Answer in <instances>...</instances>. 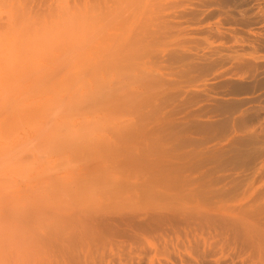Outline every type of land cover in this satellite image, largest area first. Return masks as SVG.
Instances as JSON below:
<instances>
[{"label": "bare ground", "instance_id": "6f19581e", "mask_svg": "<svg viewBox=\"0 0 264 264\" xmlns=\"http://www.w3.org/2000/svg\"><path fill=\"white\" fill-rule=\"evenodd\" d=\"M65 7L69 13L68 16L64 11L62 13L64 23L68 25L65 32L75 35L80 47L76 57L79 56V64L73 71H63L68 82H62V87L65 85L67 89L70 82L79 84L85 101L81 103L80 94L75 95L82 106L78 105V99L68 100L72 106L76 102L82 107V112H75L77 106L74 110L70 107V111L66 106L68 101L62 99L66 104L63 103L66 106L63 110L69 111L68 118L72 113H83L96 121L103 120V123L113 125L112 131L96 143L99 151L97 155L91 154L96 156L92 164L79 168L67 166V170L60 172L57 169L61 168L53 164L56 170L53 166H49L50 170L46 167L41 177L50 172L53 176L35 177L26 183L23 193L0 199V264H264V93L256 99L224 100L218 94L215 96L220 98L208 95L210 89L208 94L205 92L211 82L221 78L240 82L239 79L247 77L255 84L264 85V0H72L66 2ZM27 31L22 34L26 36ZM4 50L1 52L5 53ZM20 50L25 55V51ZM14 53L11 59H14ZM24 59L28 60L27 56ZM56 59L53 61L57 62ZM63 59L66 57L61 61ZM7 61L1 64L5 67ZM19 62L23 65V61ZM50 62L47 64L51 65ZM17 63L18 69L14 67L16 72L13 70L25 79L29 72L26 70V76L20 74L21 66ZM48 69L44 70L45 78ZM37 77V82L42 81ZM19 79L17 85L22 81ZM45 81L47 78L44 87ZM231 85L235 89V83ZM257 88L260 91L261 86ZM29 93L28 100L30 95L33 96ZM194 97L210 103L214 114L219 113L223 119L220 123L207 124L210 119L207 125L200 126L201 121L198 126L195 122L197 128L207 129L199 133V128L193 125L195 135L207 132L209 135L205 136V141L201 137L204 142L200 146L195 145L196 142L195 147L188 150L195 138L187 139L193 129L190 127L193 119L189 122L193 113L186 103L188 98ZM61 101L57 100L56 105L51 100L48 104V100L46 105L43 104L46 107L41 105L42 111H47L49 105V110L52 107V112L55 111L53 107L60 108ZM37 109L29 110L36 114ZM61 110H56L55 116L65 122L67 113L66 116L62 113L66 117L64 121V117L58 116ZM40 114L36 116H44ZM73 115L71 119H74ZM45 119L43 122L48 120ZM92 120L88 122L90 127ZM83 121L82 124L86 123ZM103 123L99 125L100 129ZM27 124L26 128L32 123ZM52 126L53 131L56 127L62 129ZM32 127L28 130L32 131L35 126ZM40 127L44 128L42 124ZM86 128H82L80 134L88 131ZM215 128L222 131L217 133V130L214 134ZM76 131L78 136L79 128ZM100 131L101 136L102 129ZM93 132L99 134V130ZM87 134L84 136L83 133L82 138V135L78 136L80 142L90 136L86 137ZM37 137L44 138V134ZM54 137L56 139L57 135ZM33 139L28 140L30 144L24 143L36 153L40 150V142H37L41 138ZM42 140L45 143V139ZM32 141L39 149L35 146L32 151ZM16 146L18 149V144ZM73 159L76 164L80 158ZM25 161L26 164H19L21 168L25 169L24 165L30 163L28 168L33 163L26 157ZM13 164L15 167L18 163ZM39 169L38 166L37 173Z\"/></svg>", "mask_w": 264, "mask_h": 264}, {"label": "rangeland", "instance_id": "374dc122", "mask_svg": "<svg viewBox=\"0 0 264 264\" xmlns=\"http://www.w3.org/2000/svg\"><path fill=\"white\" fill-rule=\"evenodd\" d=\"M1 1V0H0ZM18 1V3H16ZM22 1V2H21ZM29 1H30V4L28 5V3H29ZM38 1L39 0H32V3H31V0H15V1H13V0H6V2H5V0H3V1H1L0 3V24H2V27H1V25H0V40H4L5 42H6V44H5V42L3 41V43H0V47L2 48V49H0V58L1 59H3L2 58V56H4V54L6 53V55L4 56L5 58L3 59L4 61H7L6 62V64L7 65H5V67L1 64V63H3L4 61L2 60H0L1 61V63H0V191H1V193H0V199H3V198H7V197H9V196H13V195H15V194H18V193H23L24 191H25V189H26V185L29 183V182H31L32 180H34V178L35 177H37V178H47V177H49V176H53L54 174L52 173L51 174V172L49 173V171H48V173L49 174H51V175H47L46 173L44 174L45 175V177H44V175H43V177H41L42 176V172H44V170L43 169H45L46 167H47V169H49L50 170V168H49V166L51 167V166H53V169L54 170H56V167H57V165H58V167H60L61 169H57V171L58 172H60V171H64V170H67V166H69V167H73V168H79V167H83V166H88V165H90V164H92L94 161H95V158H96V156H92V155H97L98 154V151L99 150H97L98 148L96 147V143L100 140V139H103V138H105V137H107L108 136V134L112 131V124H110V123H108L109 125H107L106 124V122H104L103 123V120H95L94 118H92V117H90V115L89 116H87V115H85V114H78V113H75L77 116H79V117H76V115H73V113L70 115V117H72V115L73 116H75L74 117V119L72 118H68V115H69V111L67 112V110L65 111V109L63 110V107H66L67 106V109L69 108L70 109V111H72V109H73V107L74 108H76V106H77V104H76V102L75 103H73V106H72V99H74L75 101L78 99L77 97L78 96H76V95H79L80 97H79V99L80 100H82V104H83V102L85 101L84 99H82V97H84L83 95H82V89H81V87H80V85L79 84H74V83H72L71 84V82L69 83V84H71V85H69L68 83H67V89H65V85L62 87V82H64L66 79H65V76H64V72L65 71H67L68 69L69 70H71V71H73V70H75V69H73V68H75V67H77V63L79 62V56H78V58H76L77 57V55H79L78 53V50H79V47H80V42H79V40L77 39V37L75 36V35H72V34H68L67 35V32H65V27H68V25L66 26V24L64 23V18H63V16H65V15H67L68 16V10H67V8L65 7V4H66V2H70V1H72V0H41L40 1V3H38ZM48 1V2H47ZM51 1H52V3H51ZM57 2V3H56ZM3 3V4H2ZM15 3H16V5H15ZM43 4V5H42ZM46 4V5H45ZM55 4V5H54ZM43 7V8H42ZM63 9V10H62ZM29 11V12H28ZM63 11L65 12L64 14L65 15H62V13H63ZM42 14V15H41ZM52 14V15H51ZM50 15V16H49ZM50 17V19H49V17ZM52 17V18H51ZM41 20V22H39L40 20ZM42 21H44V22H42ZM2 22V23H1ZM42 23V26H40L39 25V23ZM34 23V24H33ZM37 23V24H36ZM34 25H36V26H34ZM39 25V26H38ZM27 26H29V29L27 28ZM60 26V27H59ZM4 27V28H3ZM6 27V28H5ZM34 27V28H33ZM36 27V28H35ZM49 27V28H48ZM25 28V29H24ZM27 28V29H26ZM41 29V31L42 32H40V30L39 29ZM55 28V29H54ZM2 29H3V32H2ZM35 29V30H34ZM54 29V30H53ZM23 30V31H22ZM25 30V31H24ZM29 31V33H28V31ZM5 31H6V33H5ZM27 31V33H26V36L24 35L25 34V32ZM36 31V32H35ZM54 31V32H53ZM2 32V33H1ZM10 32V33H9ZM22 32L24 33V34H22ZM31 32V33H30ZM52 33V34H51ZM30 34H31V36H30ZM39 34V35H38ZM41 34V35H40ZM61 34V35H60ZM6 35V36H5ZM23 35V36H22ZM63 35H65L64 37H65V39L63 38ZM62 36V37H61ZM68 36V37H67ZM31 37V38H30ZM55 37V38H54ZM59 37V39L58 40H55L56 38H58ZM3 38V39H2ZM9 38V39H8ZM43 38V39H42ZM23 40V41H22ZM25 40V41H24ZM41 40H43V41H41ZM67 40H68V42H67ZM1 41V42H2ZM35 41H38V42H35ZM22 44H21V43ZM17 43V44H16ZM19 43V44H18ZM35 43L37 44V46L35 45ZM40 43V44H39ZM67 43V44H66ZM1 44H3L4 45V47H3V45H1ZM43 44H44V46H43ZM61 44H62V46H61ZM13 45H15L14 47H13ZM17 45L19 46V47H17ZM23 45V46H22ZM39 45H41L42 47H40ZM66 45H67V47H66ZM8 47V48H6V47ZM21 46V47H20ZM25 46H26V48H25ZM39 46V47H38ZM58 46H60L61 48L63 47V49H61V51H59L60 49H58L59 47ZM17 47V48H16ZM56 47V48H55ZM69 47V48H68ZM6 48V49H5ZM11 48H14V50H12ZM37 48V49H36ZM66 48H68L67 50H66ZM77 48V49H76ZM5 49V50H4ZM9 49H11V50H9ZM20 49H22V50H24L25 51V55H24V53L20 50ZM58 49V50H57ZM3 50L5 51V53H2L3 52ZM21 51V53H23L22 55H24L25 57L27 56V59H28V57H29V59L30 58H32V60H26V59H24L26 62H28V63H26L24 60H22V58L24 57H21V59L19 58V56H21V53H20V51ZM57 50V51H56ZM62 50H64L63 52H62ZM2 51V52H1ZM9 51V52H8ZM17 51V53L15 54L14 52H16ZM28 51L30 52V53H28ZM42 51H44V52H42ZM76 51V52H75ZM8 52V53H7ZM19 52V53H18ZM73 52V53H72ZM13 53L16 55H14V59H11V58H13ZM36 53H37V55H36ZM40 53V54H39ZM66 53V54H65ZM70 53V54H69ZM18 54V55H17ZM32 55V56H31ZM40 55V56H39ZM68 55H70L69 57L71 58H67V56ZM12 56V57H11ZM17 56H18V58L19 59H17ZM35 56H39L38 57V59L35 57ZM76 59H73V57ZM57 60V62H58V60L60 61V63L58 62H55V61H53V60H55L54 58ZM63 57H66V61L63 59V61H61V59L63 58ZM16 58V59H15ZM34 58H36V61H35V59ZM41 58H42V60H41ZM60 58V59H59ZM45 59V61L47 60V62H50V64L51 65H49V64H47V62L45 63V61H43ZM73 59V60H72ZM18 61V63H17V61ZM41 60V61H40ZM11 61V62H10ZM13 61H14V66H12L13 65ZM19 61H23V65L21 64L20 65V62ZM40 61V62H39ZM42 61H43V63L44 64H42ZM74 61V62H73ZM76 62V63H75ZM18 64V66L20 65L21 66V68L19 67V69H21V70H19L20 71V74H23V76H26V72L28 71L29 73H27L28 75L25 77V79H24V77H23V79L21 78V77H19V75H18V73H15L16 72V70H15V64ZM25 63V64H24ZM33 65H32V64ZM73 65H72V64ZM5 64V63H4ZM9 64H11V65H9ZM27 64V65H26ZM28 64H29V66H28ZM39 64H40V66H41V64H42V66H45L44 68L45 69H42V66L40 67L39 66ZM79 64V63H78ZM25 65V66H24ZM37 66V68H39V69H35V67ZM46 65H48V66H46ZM52 65H56V67H54V66H52ZM64 65V66H63ZM10 66H12L10 69L11 70H9L8 69V67H10ZM24 66V67H23ZM28 66V67H27ZM74 66V67H73ZM15 67V68H14ZM51 67V68H50ZM59 67V68H58ZM1 68H3L2 70H1ZM24 68V69H23ZM51 69V70H49V69ZM55 68H57V69H55ZM15 70V72H14V70ZM16 69H18V68H16ZM29 69V70H28ZM46 69H48L47 71V73H48V75H50V73H51V75L50 76H52V77H50V76H48L47 75V81H45V83H46V87H44V80H46V78H45V72H44V70H46ZM60 69V70H59ZM22 70L23 71H25V72H23L22 73ZM27 70V71H26ZM38 70V72H36ZM52 70H53V72H55L56 73V75H54L55 73H53L52 72ZM68 70V71H69ZM5 71H6V74H8V76L5 74ZM31 71H35L36 72V74H35V72H34V74L33 73H30ZM64 71V72H63ZM50 72V73H49ZM2 73V74H1ZM41 73V74H40ZM60 73V74H59ZM63 73V74H62ZM15 74H17L18 75V77L19 78H21L22 79V81H20L21 79H19L18 77H16L15 76ZM29 74H32V75H29ZM40 74V75H39ZM44 74V77L42 78V75ZM58 74V75H57ZM12 75V77H10ZM61 75V76H60ZM13 76L15 77V78H13ZM29 76H31V77H29ZM37 76H41V78H39V77H37ZM59 76V77H58ZM28 77V78H27ZM35 77H37V78H39V80L41 79L42 81H39V82H37L36 81V78ZM48 77H49V79H48ZM56 77V78H55ZM8 80H7V79ZM52 78V79H51ZM62 78V79H61ZM15 79V80H14ZM18 79H19V81L20 82H18V85H17V81H18ZM44 79V80H43ZM53 79H55L54 81H53ZM56 79H58V80H56ZM246 79H247V77H246ZM245 79V77L244 78H242V79H239V80H241L240 82L238 81V82H230V81H228L229 79H227V78H221L220 80H215L214 82H211L210 83V87L211 88H209V86L207 87V89H206V91L205 92H207L206 94H208V91L207 90H209L210 89V91H209V93H211V94H208V95H212V97H215V98H220L218 95H220L221 96V98L220 99H224V100H226V99H231V100H241V98L242 99H246V98H258V96L261 94V93H264V92H262V91H264V85H259V84H255V83H253L252 81H250V79L248 78L247 80ZM3 80V81H2ZM17 80V81H16ZM36 81L35 83L33 82V81ZM51 81L50 83H49V81ZM63 80V81H62ZM227 80V81H226ZM252 80V79H251ZM5 81H6V83H5ZM67 82H68V80H66ZM66 81L64 82L65 84H66ZM28 82V83H27ZM4 83H5V85H4ZM23 83V84H22ZM27 83V84H26ZM61 83V84H60ZM231 83L233 84V83H235V89H236V87H240V88H242V90L241 89H239V87L237 88V90H235L234 89V85H231ZM237 83V84H236ZM243 83V84H242ZM252 83L254 84V86L252 85ZM7 84V85H6ZM32 84V86H30ZM35 84V85H34ZM219 84V85H218ZM224 84V85H223ZM229 84V85H228ZM39 85H41V86H39ZM49 87H48V86ZM59 85V86H58ZM76 85V86H75ZM243 85V86H242ZM2 86H6L5 88H3ZM7 86H9V88L7 87ZM21 88H19V87ZM28 86V87H27ZM36 86H37V88H36ZM58 86V88H56ZM69 86H72V87H70L71 88V92L68 90V88H69ZM216 86L218 87L217 89H215L216 88ZM230 86V87H229ZM260 87L261 86V89H260V91H259V88H257V87ZM19 88V91H18V88ZM31 87V88H30ZM39 87H41V88H39ZM43 87V88H42ZM73 87H77L78 89L80 88L81 90L79 91L77 88H73ZM215 87V88H214ZM221 87H222V89H223V91H222V89H221ZM8 88V89H7ZM23 88V89H22ZM28 88H29V90H28ZM47 88V89H46ZM69 88V89H70ZM214 88V89H213ZM229 90H231V91H228V89ZM245 88V89H244ZM256 88V89H255ZM31 89V90H30ZM32 89H33V91H32ZM40 89H43V93L42 92H40ZM50 89V90H49ZM58 89H60V91L58 90ZM62 89H63V91H62ZM73 89V90H72ZM247 89H248V91H247ZM28 90V91H27ZM36 90H37V92H40V93H42V94H40V93H37V94H34V93H36ZM66 90H67V92L68 93H66ZM77 92V90L79 91V92H75V91ZM217 90V91H216ZM221 90V91H220ZM7 91H10V92H7ZM27 91V93H31V91H32V93L31 94H33V96L32 95H30V93H29V100H28V97L26 98V96H27V93H25ZM52 91H53V93H52ZM65 91V92H64ZM237 91V92H236ZM251 91V92H250ZM7 92V93H6ZM18 92V93H17ZM20 92V93H19ZM34 92V93H33ZM46 92V93H45ZM242 94H241V93ZM257 92V93H256ZM2 93V94H1ZM15 93V94H14ZM64 93V94H63ZM66 93V94H65ZM220 93V94H219ZM224 93V94H223ZM8 94V95H7ZM25 94V95H24ZM47 94V95H46ZM55 94V95H54ZM61 94V95H60ZM74 94V95H73ZM76 94V95H75ZM215 94H218L217 96H215ZM223 94V95H222ZM35 95V96H34ZM228 96V97H225V96ZM247 95V96H246ZM7 96V97H6ZM24 96V97H23ZM32 96V97H31ZM40 96V97H39ZM76 96V97H75ZM224 96V97H223ZM21 97H22V99H21ZM34 97H36V98H34ZM50 99H49V98ZM24 98H26L25 100H23ZM76 98V99H75ZM197 98V97H196ZM32 99H34V100H32ZM64 100V102L65 101H68L69 99L71 100L70 101V103H69V101H68V104L66 105L64 102H62L61 100ZM79 99H78V101H77V103H78V105H81V103H79L80 101H79ZM191 99V100H190ZM188 98V102L186 103V107L189 109V110H191L192 111V113H193V116H192V118H190L189 119V122H192V123H190V127L191 128H193V127H196V126H198V122L199 121H201V123L199 122V126L201 125V124H206L210 119H211V121H209L207 124H210V122H214L215 121V123L218 121H222V119H223V117L221 118V115L219 114V113H217L216 115L214 114L215 113V111H213L214 109L213 108H211V107H209L211 104L210 103H208V102H206L205 100H203L202 101V99H195V97H194V99L193 98ZM48 100H49V103L48 104H51L50 103V100H51V102L53 103V102H55V104H56V101L58 100L59 102L61 101V103H62V105L60 106V105H58V106H60V108H62V110L63 111H65V113L58 107L57 108V106L56 107H53L54 109H55V111L53 110V112H56V113H53L52 112V107L50 108L51 110H49V107H50V105H49V107L46 109L47 111H49V112H47V111H44V112H46L45 114H44V112L42 111L44 108H42V106L41 105H46L47 104V102H48ZM74 100H73V102H74ZM189 100H190V102L192 103V104H194V105H192L190 102H189ZM195 101V102H194ZM199 101H201V102H199ZM19 102V103H18ZM23 102H25V103H23ZM34 102H35V104H34ZM38 102V103H37ZM194 102V103H193ZM198 102V103H197ZM63 103L66 105V106H64L63 105ZM189 103V104H188ZM59 104V103H58ZM74 104H75V106H74ZM191 104V105H190ZM40 105V106H39ZM43 105V107H46V106H44ZM57 105V104H56ZM69 105V106H68ZM190 105V106H189ZM196 105V106H195ZM38 106H39V108L40 109H37L38 108ZM48 106V105H47ZM52 106V105H51ZM53 106H55V105H53ZM82 106V105H81ZM206 106H208V107H206ZM33 107H34V109H37V111H38V113H36L37 114V116H38V114H44V116L43 117H45L46 119H48V120H46L45 118H43L42 116H39L40 118H38L37 116H36V114H33L34 112H32V111H30L31 109H33ZM36 107V108H35ZM70 107H72V109L70 108ZM80 109H79V108ZM30 110H29V109ZM81 108L82 107H80V106H77V108L76 109H78V111L77 110H74L75 112H82V110H81ZM206 108V109H205ZM245 108V107H244ZM25 109H27V110H29V114H28V111L26 110V113H25ZM68 109V110H69ZM199 109V110H198ZM213 109V110H212ZM56 110H58L59 112H60V110L62 111L61 113H60V115H59V113H58V116H62V117H64L63 118V120L67 117V119H65L66 121L68 120V119H71V120H69L68 122H67V124H66V121L65 122H63L61 119H60V117H59V119H58V117H56L57 116V112L58 111H56ZM211 110V111H210ZM35 111V110H34ZM22 112V113H21ZM32 112V113H31ZM50 112H52L54 115L53 116H51L52 115V113H50ZM199 114H198V113ZM204 112V113H203ZM50 113V114H49ZM65 114V116H66V113H67V116L65 117V116H63V114ZM211 113V114H210ZM40 114V115H41ZM49 114V116L51 117V119H50V117L48 118V115ZM196 116H195V115ZM205 114V115H204ZM209 114V115H208ZM33 115H35L34 117H33ZM56 115V116H55ZM220 115V116H219ZM87 116V117H86ZM215 116H217L216 118H215ZM218 116L220 117V118H218ZM54 117V118H53ZM81 117H82V119L83 120H85V119H87V120H90V121H88L89 123H91V120L94 122V124L95 125H92L93 124V122H92V124H91V127H90V125L88 124V122L85 120V121H83L82 119H81ZM196 117V118H195ZM213 117V118H212ZM238 117V115L236 116V118ZM42 118H43V121H44V119L46 120L45 122H47L46 123V125L44 124L45 122H43L42 121ZM52 118L53 119H55V122L52 120ZM92 118V119H91ZM207 118V119H206ZM32 119V120H31ZM34 119V120H33ZM191 119H193L192 121H191ZM214 119V120H213ZM220 119V120H219ZM16 120H18V122L16 121ZM52 120V121H51ZM105 120V119H104ZM26 122V124L29 122V124L30 123H32V124H30L29 125V127L28 128H26V124H25V122ZM86 122V123H84V124H87V126H88V128H86L87 126H85L84 124H82L81 122ZM96 121V122H95ZM106 121V120H105ZM108 121L109 122H111L109 119H108ZM20 122V123H19ZM52 122V123H51ZM56 123V125L58 126L59 124V126L58 127H62V129L61 130H58L57 129V127H56V130H52V128H50V126L51 125H53V126H56L54 123ZM58 122V123H57ZM70 122V123H69ZM71 122H72V124H71ZM101 122L103 123L102 124V126H100V127H102L101 129H102V134H101V136H100V128H99V125H101ZM195 122L197 123V125L195 124ZM202 122H204V123H202ZM217 122V123H218ZM219 122V123H220ZM25 125H24V124ZM35 123H36V125H37V128H40L42 131V133L44 134V138L43 137H37V136H42L43 134L42 133H40V129H37L36 128V125H35ZM40 123V124H39ZM69 123V124H68ZM80 123V124H79ZM34 124V125H33ZM41 124H42V126H44V128H42V127H40L41 126ZM66 124V125H65ZM71 124V125H70ZM109 127H111V129L110 128H108L106 125ZM196 126H195V125ZM206 124V125H207ZM254 124H256V122L255 123H253L252 125H254ZM61 125H63V126H61ZM194 125V126H193ZM27 126H28V124H27ZM32 126H35L34 127V129H32V131L31 130H28L29 128H31ZM52 126V127H53ZM65 126V128L68 130V127L70 128V131L69 132H67V130H66V132H65V128H64V130H63V127ZM68 126V127H67ZM74 126V127H73ZM81 126V127H80ZM92 126H93V128H92ZM98 127L97 129L99 130V132H98V130L96 129V127ZM193 126V127H192ZM249 126H251V123H250V125ZM90 127V128H89ZM104 127V128H103ZM214 127H217L216 125L214 126ZM214 127H212V128H214ZM252 128H253V126H251ZM250 127V128H251ZM26 128V129H25ZM33 128V127H32ZM35 128H36V130H35ZM50 128V129H49ZM78 128H79V131H78V136L79 135H82L83 133H84V136H85V134H87L86 132H88L89 130H90V132H88V134L86 135V137L88 136V135H90L91 136V134H93V136L90 138V136H88L87 138H85L84 137V141H82L83 139H81V142H80V138L77 136V131L76 130H78ZM82 128H86L88 131H82V134H80V132H81V130H83ZM95 128V129H94ZM197 128V127H196ZM196 128H193L192 130L190 129V131L191 132H189V135H187L188 137H187V139L189 140V139H191L192 137L193 138H195V139H197V141L195 140V139H193L195 142L193 143L192 141V143H193V146H191V144H189L190 146V148L189 147H187V148H189L188 150H190V149H193L195 146H194V144L197 142V144H195V145H198L199 144V146L201 145V142L203 143L205 140H204V138H205V136L208 134V132H207V134L206 133H201V136H198L197 134V136L195 135V132H196ZM199 128V127H198ZM197 128V129H198ZM212 128H210V129H208V130H210L209 131V133L212 131ZM219 128H221V127H219ZM219 128H215V129H213L214 131V134H217V133H220L221 131L220 130H218ZM26 131H25V130ZM71 129H73L74 131H76V132H74V131H72L71 132ZM110 129V130H109ZM249 129V128H248ZM22 130H24V131H22ZM36 131L35 133H34V131ZM38 130V131H37ZM47 130V131H46ZM94 130H96L99 134H96V133H94L93 131ZM189 130V129H188ZM195 130V131H194ZM199 130L200 131H198L199 133L200 132H202L203 131V129L201 130L200 128H199ZM207 130V129H206ZM206 130H204V131H206ZM219 132H218V131ZM49 131V132H48ZM203 131V132H204ZM216 131H217V133H216ZM22 132V133H21ZM48 134H47V133ZM57 132V133H56ZM213 132L211 133V134H213ZM21 133V134H20ZM31 133V134H30ZM36 133H37V135H36ZM39 133L40 134H42V135H39ZM62 134V136H59L58 134ZM90 133V134H89ZM105 135H104V134ZM192 133H194V135H191ZM197 133V132H196ZM28 134H29V136H28ZM51 134H52V136H51ZM57 135V138H59V139H54L55 137L54 136H56ZM188 134V133H187ZM36 135V136H35ZM96 135V136H95ZM200 135V134H199ZM203 135H204V137H203ZM209 135V134H208ZM16 136H18L17 138H16ZM50 137V139L48 138L47 140H49V141H47L46 140V138L47 137ZM95 136V137H94ZM27 137V138H26ZM29 137V138H28ZM54 137V138H53ZM61 137H62V139H61ZM83 137V135L81 136V138ZM201 137H202V140H204V141H202L201 140ZM22 138H23V140H22ZM34 138V139H33ZM39 138H41V140L43 139H45L44 141H45V143L44 142H41V140L39 139ZM52 138V139H51ZM89 138V139H88ZM31 139H33L34 141L36 140V141H38V140H40V141H38L37 143H39L38 144V146H39V148H40V150H36V153H38V151L39 152H41V153H38V154H36V153H33V152H35V151H33V148L37 145V143L36 142H34V141H32L33 143H31V144H33V145H31L30 147L32 148V151L33 152H31L30 151V148H29V146L28 145H26L24 142L25 141H27L26 143L28 144L30 141H28V140H31ZM86 139H88L89 141H87ZM94 139V140H93ZM201 140V141H199V140ZM42 140V141H43ZM62 141V142H60V141ZM17 141V142H16ZM21 141H22V143H21ZM57 141H59L60 143H62V144H60L59 142H56ZM198 141L200 142V143H198ZM16 142V143H15ZM19 142V143H18ZM92 142H93V144L94 145H92ZM34 143H35V145H34ZM41 143H44V144H48V143H50L49 145H47V147L48 148H50V149H48V148H46V146L43 144H41ZM52 143H53V145H52ZM64 143V144H63ZM18 144V149H17V145ZM20 144H22V146L20 145ZM30 144V143H29ZM81 144V145H80ZM26 145V146H25ZM59 145H61V147L59 146ZM21 146V151L19 150L20 147ZM38 146H36V148L38 147ZM43 146V147H42ZM45 146V147H44ZM56 146H57V148H56ZM83 146V147H82ZM92 148H91V147ZM23 147V148H22ZM42 147V148H41ZM198 147V146H197ZM12 148V149H11ZM16 148V150H13V149H15ZM25 148V149H24ZM39 148H37V149H39ZM45 148H46V150H45ZM94 149V150H93ZM23 150H25L24 152H22ZM34 150H35V148H34ZM42 150H44V151H42ZM47 150H50V151H47ZM51 150H53V151H51ZM17 151V152H16ZM65 151V152H64ZM16 152V153H15ZM23 153L25 156H22V155H20L21 153ZM26 152H27V154H29V155H31L32 156V158H31V156L30 157H28L27 156V154H26ZM59 152V153H58ZM18 153V154H17ZM42 153H44V155L42 154ZM56 153H58V155H56ZM96 153V154H95ZM48 154H50V155H48ZM92 154V155H91ZM22 157V158H20V156ZM53 155H55V156H53ZM88 155V156H87ZM91 155V156H90ZM3 156V157H2ZM38 156H41V158L40 157H38ZM42 156H45V158L43 159L42 158ZM46 156H48V157H46ZM79 156V157H78ZM25 157L26 158H28V159H30V162L31 161H33V163L30 165V166H28V168H26L27 167V165H29L30 163H28L27 165H24L25 166V169H29V170H27L28 171V173H25V172H27L25 169H24V167L22 166V168H23V170H22V168H21V164H26L28 161H27V159H26V161H25ZM80 158L79 160H77V163L75 164H73V162L74 161H76V160H74L73 158H75V159H77V158ZM24 158V159H23ZM53 158V159H52ZM67 158V159H66ZM69 158V159H68ZM12 159H14V162L16 161V163H18L17 164V166H15L14 167V162H13V160ZM18 159V160H17ZM21 159H22V161H21ZM40 159H41V161H40ZM54 159H55V161H54ZM83 159V160H82ZM93 159V160H92ZM86 160V161H85ZM90 160V161H89ZM48 161H49V163H48ZM52 161V162H51ZM61 161H63V162H65V166H64V163L63 162H61ZM68 161H69V163H68ZM10 162V163H9ZM13 162V163H12ZM26 162V163H25ZM35 162V163H34ZM54 162V163H53ZM88 162V163H87ZM57 163V164H56ZM59 163V164H58ZM66 163L68 164V165H66ZM87 163V164H86ZM9 164V165H8ZM11 164V165H10ZM20 164V165H19ZM45 164H47L48 166H46ZM49 164H52V165H49ZM53 164H55V166L53 165ZM80 164V165H79ZM86 164V165H85ZM72 165H74V166H72ZM76 165H78V166H76ZM81 165H83V166H81ZM3 168H2V167ZM31 166H34V167H31ZM38 166L40 167V169H39V171H38V173H37V169H38ZM42 166V167H41ZM6 167V168H5ZM14 167V168H13ZM31 167V168H30ZM57 167V168H58ZM8 168V169H7ZM10 168L13 170H11L10 171ZM15 168H19L18 170H16ZM34 168V169H33ZM73 168H71V169H73ZM31 169H32V171H31ZM53 169H51V171L53 170ZM6 170V171H5ZM21 170L24 172H21ZM35 170V171H34ZM42 170V171H41ZM8 171V172H7ZM14 171H16V173L14 172ZM18 171H20V172H18ZM34 171V172H33ZM40 171H41V173H40ZM46 172H47V170H45ZM2 172V173H1ZM4 172V173H3ZM10 172V173H9ZM11 172H12V174H11ZM30 172V173H29ZM8 173V174H7ZM14 173V174H13ZM21 173V174H20ZM54 173H55V171H54ZM17 174H19V175H17ZM31 174V175H30ZM40 174V175H39ZM13 175V176H12ZM26 175V176H25ZM6 176V177H5ZM17 176V177H16ZM29 176V177H28ZM5 177V178H4ZM32 177V178H31ZM29 179V180H28ZM31 179V180H30ZM36 179V178H35ZM23 180V181H22ZM24 183V184H23ZM27 183V184H26ZM3 184H5V185H3ZM10 184V185H9ZM7 185H9V186H7ZM17 185H18V187H17ZM5 186H7V187H5ZM9 188V189H8ZM5 193V194H4Z\"/></svg>", "mask_w": 264, "mask_h": 264}]
</instances>
